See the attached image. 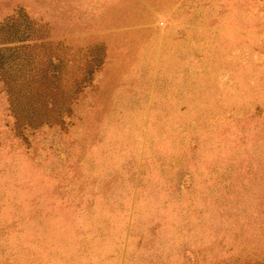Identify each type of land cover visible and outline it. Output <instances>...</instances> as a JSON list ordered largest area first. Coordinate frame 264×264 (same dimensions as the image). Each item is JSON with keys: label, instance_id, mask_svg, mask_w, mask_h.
I'll return each instance as SVG.
<instances>
[{"label": "rangeland", "instance_id": "374dc122", "mask_svg": "<svg viewBox=\"0 0 264 264\" xmlns=\"http://www.w3.org/2000/svg\"><path fill=\"white\" fill-rule=\"evenodd\" d=\"M17 15L94 68L57 123L0 86V264H264V0H0Z\"/></svg>", "mask_w": 264, "mask_h": 264}, {"label": "trees", "instance_id": "16d2710c", "mask_svg": "<svg viewBox=\"0 0 264 264\" xmlns=\"http://www.w3.org/2000/svg\"><path fill=\"white\" fill-rule=\"evenodd\" d=\"M22 20L20 24L17 15L0 22V86L16 123L31 127L57 123L60 114L54 108L62 104L69 110L94 63L76 65L75 71L65 74L63 55L46 49L40 26L26 15Z\"/></svg>", "mask_w": 264, "mask_h": 264}]
</instances>
